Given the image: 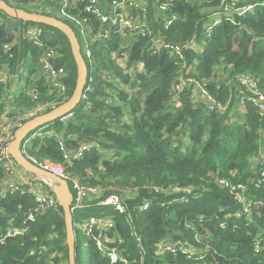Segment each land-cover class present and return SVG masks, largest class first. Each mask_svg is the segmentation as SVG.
Instances as JSON below:
<instances>
[{
  "label": "trees",
  "instance_id": "1",
  "mask_svg": "<svg viewBox=\"0 0 264 264\" xmlns=\"http://www.w3.org/2000/svg\"><path fill=\"white\" fill-rule=\"evenodd\" d=\"M215 5L216 1L174 0L178 19L161 29L162 34L175 43L193 35L202 42L206 11ZM15 6L29 11L22 0ZM0 16L6 17L1 11ZM235 21H221L201 53L186 51L190 74L211 98L226 105L224 111L208 110L205 98H190L192 85L174 96L172 84L179 66L164 52L148 53L141 38L126 49V72L125 67L114 66L106 54L117 47L113 38L95 45L97 68L106 67L120 77L123 87H135L119 89L95 74L92 88L84 91L72 115L49 123L54 134L26 145L35 159L61 163L68 176L98 189L86 199L89 206L72 214L75 264H110L98 249L96 237L115 246L127 261L114 264H264V250L255 249L258 241L264 242V181L259 177L260 164L250 162L261 148L264 151V111L260 114L248 98L243 113L236 107L237 74L253 76L264 93V8L236 16ZM39 26L41 48L22 41L11 57H0V70L4 69L0 123L39 103L53 101L57 106L74 89L76 68L67 39L55 28ZM9 39L0 26V48ZM50 50L55 53L52 65L67 73L63 96H58L39 67L38 56ZM25 63L24 76H9ZM219 66L228 69L226 78L215 75ZM152 77L157 83H150ZM19 80L24 84L18 92ZM59 140L68 149L82 142L93 147L67 162ZM109 151L112 155H105ZM3 176L1 172L0 180ZM235 185H244L247 213L230 189ZM111 195L118 198L123 211L99 203ZM33 205L28 194L5 192L0 197V238L12 217L14 226H22L24 214ZM89 217L109 219L110 225L87 236L78 223ZM0 264H68L62 208L58 205L57 210L39 215L26 224L23 234L0 241Z\"/></svg>",
  "mask_w": 264,
  "mask_h": 264
},
{
  "label": "built area",
  "instance_id": "2",
  "mask_svg": "<svg viewBox=\"0 0 264 264\" xmlns=\"http://www.w3.org/2000/svg\"><path fill=\"white\" fill-rule=\"evenodd\" d=\"M9 5L15 6L17 0H8ZM174 0H22L25 3L29 12L41 13L67 21L73 25L76 30V35L80 43V49L83 58L86 61L88 76L85 86V92L92 88L93 78L96 74L101 76L107 82H113L117 88L121 89L120 77L111 74L105 68H97V63L94 60V47L101 43L117 40V47L106 51L108 59L112 64L122 70L125 67L127 50L140 38L145 41V50L150 54L166 53L179 66L177 77L172 84V92L174 96H178L183 89L192 85L196 94L192 91L189 96L192 99L205 98L206 107L208 110L216 108L219 111H224L226 105L221 104L211 98L203 86L190 74L192 66L186 63V51L191 50L196 53H201L205 47V42L210 39L213 30L221 21H229L236 23L235 17L254 14L258 9L264 8V0H198L206 3L216 1V5L210 10L212 14L206 15L203 21L204 39L199 42L196 35L190 39L175 43L168 40L161 29H167L173 25L178 14L173 10L172 3ZM196 1V0H190ZM6 2V1H5ZM150 2V5H149ZM150 7H153L154 16L151 15ZM25 10V9H24ZM27 11V10H26ZM0 16V26L5 30L10 39L3 43L0 48V57L6 55L12 56V51L19 50L22 41H26L33 47L43 46V29L37 23L25 22L20 19ZM22 21V22H21ZM264 42V37L262 38ZM29 54L30 51H28ZM53 50L47 51L38 56L39 67L46 79L56 87L59 91L58 96H63L65 86L63 79L66 76V71L63 67H55L52 65L51 59L54 58ZM107 60V62L109 61ZM6 69L7 65H3ZM27 63L15 68L14 72L9 75L14 79L21 78L26 73ZM4 69L0 70V74ZM126 72V67L124 68ZM23 81L19 80L18 92L23 86ZM237 98H239L238 110L244 112V101L248 98L257 108L260 114L264 111V93L259 89L257 81L247 73H240L236 76ZM201 92L202 96L197 95ZM249 93H247V92ZM85 97V93L83 94ZM82 97V98H83ZM33 98H36L33 95ZM55 102L47 101L36 104L33 108L22 112L19 115L8 117L0 123V173L4 175H14L17 181L7 189L1 191L0 197L7 191H19L21 194H28L34 200V205L30 208L22 218V226H14V217L10 219L9 227L6 233L1 236L0 241H3L8 236L21 235L25 232V226L29 222L42 214L57 210L58 201L53 193L51 180L36 175L31 172H26L27 177H23L20 169L10 158L6 151L7 144L13 139V133L23 121L47 111V108L54 107ZM72 113H69L62 118L61 121L68 119ZM53 124L42 125L29 132L23 139L20 145L21 153L33 164L37 165L44 171L53 173L67 181L72 182L75 197L72 201V210L81 209L89 206L86 199H89V194H97L98 189L86 187L79 183L73 176H68L61 163L53 162L49 159L37 160L29 155L26 150V145L35 138H43L54 134ZM59 138V137H58ZM59 148L63 153V159L67 162L81 158L85 151L93 147L91 144L82 142L74 149H68L63 142L59 140ZM105 155H112V151L106 152ZM260 171L259 177L264 181V153L259 158ZM221 185H225L224 180H220ZM231 191L235 192V197L238 198L243 206V212L249 210V203L246 201L243 190L244 185H235L230 187ZM100 204H111L116 209L123 211V206L118 198L111 195L99 202ZM146 205V203L144 204ZM143 205V206H144ZM146 208V206L144 207ZM81 230L87 236L92 234L93 229L103 230L104 227L110 225V220L105 218L89 217L78 223ZM98 249L108 258L110 264L117 262L126 263V259L120 255V252L115 246H108L103 243L102 239H95ZM169 247H165L168 249ZM255 249L264 250V242L259 241L255 244Z\"/></svg>",
  "mask_w": 264,
  "mask_h": 264
},
{
  "label": "water",
  "instance_id": "3",
  "mask_svg": "<svg viewBox=\"0 0 264 264\" xmlns=\"http://www.w3.org/2000/svg\"><path fill=\"white\" fill-rule=\"evenodd\" d=\"M0 11L11 18L20 19L25 22L43 24L55 28L65 36L69 44L71 56L76 68L75 86L70 97L63 103L52 107L50 110L34 115L23 122L18 128L15 129L13 133V139L7 144L6 151L19 168L25 170L26 172H31L36 175L46 177L52 181L53 193L57 198L58 205L63 211L65 242L68 248V264H75V234L72 217L73 195L68 181L53 173L44 171L37 165L30 162L21 153L19 147L29 132L42 125L51 123L56 119L62 118L63 116L69 114L80 103L87 83V64L82 56L80 43L76 33L65 21L53 16L29 12L22 8L11 6L4 0H0Z\"/></svg>",
  "mask_w": 264,
  "mask_h": 264
},
{
  "label": "crops",
  "instance_id": "4",
  "mask_svg": "<svg viewBox=\"0 0 264 264\" xmlns=\"http://www.w3.org/2000/svg\"><path fill=\"white\" fill-rule=\"evenodd\" d=\"M149 5H150V2H149ZM209 9L211 10L212 8H209ZM150 11H151V15L154 16L155 13H153V7H150ZM227 75H228V69H226L224 72L221 73V76L224 78H226ZM123 88H125L127 91L129 89L128 86H124ZM192 91L196 94V91L194 89ZM241 112L243 113V111H241ZM260 148H261V140H260ZM262 153H264V151L261 148L259 150V152L257 153V155H255L254 157H252L250 159V162L253 166L259 163V158H260ZM14 181H17L16 176L4 175L0 180V190L3 191L5 189L9 188L14 183Z\"/></svg>",
  "mask_w": 264,
  "mask_h": 264
},
{
  "label": "rangeland",
  "instance_id": "5",
  "mask_svg": "<svg viewBox=\"0 0 264 264\" xmlns=\"http://www.w3.org/2000/svg\"><path fill=\"white\" fill-rule=\"evenodd\" d=\"M240 1H247V0H240ZM207 13H206V15H208V13H209V15L210 14H212V11H210V9L209 10H207L206 11ZM108 57V56H107ZM226 69L223 67V66H219V67H217V73H215V75L216 74H218V76L220 77L221 76V73L222 72H224ZM157 81H158V79L156 78V77H152L151 79H150V83H153V82H156L157 83ZM149 86H150V84H149ZM135 86L134 85H132V88H134ZM131 87L129 88V90H131L132 89ZM149 89V88H148ZM197 95H198V97L199 96H202V93L199 91V92H197ZM20 172L22 173L21 175L23 176V177H27L28 176V174L25 172V171H23L22 169H20ZM51 183H52V181H51ZM68 184H69V187L73 190V192H74V189H73V186H72V182H68ZM80 229H82V228H80Z\"/></svg>",
  "mask_w": 264,
  "mask_h": 264
}]
</instances>
